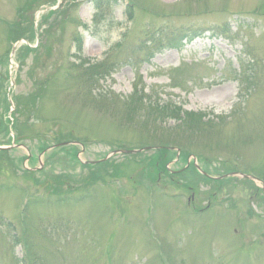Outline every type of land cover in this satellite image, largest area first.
I'll use <instances>...</instances> for the list:
<instances>
[{
  "label": "rangeland",
  "instance_id": "rangeland-1",
  "mask_svg": "<svg viewBox=\"0 0 264 264\" xmlns=\"http://www.w3.org/2000/svg\"><path fill=\"white\" fill-rule=\"evenodd\" d=\"M109 1L0 0V264H264L263 189L193 164L264 180V0Z\"/></svg>",
  "mask_w": 264,
  "mask_h": 264
},
{
  "label": "trees",
  "instance_id": "trees-1",
  "mask_svg": "<svg viewBox=\"0 0 264 264\" xmlns=\"http://www.w3.org/2000/svg\"><path fill=\"white\" fill-rule=\"evenodd\" d=\"M96 1V0H94ZM109 2H112L109 1ZM113 4V3H112ZM97 10H98V6H97ZM186 28V27H185ZM179 32H175V31H171V32H167V31H163V34H160L161 36L159 38L155 37V35H152L151 38H148L147 40H145L142 44L143 45H146L148 43L147 46H149L152 50H155V51H158L160 52V50H164V49H170V48H176L178 46L181 45V43L185 40V39H194L195 37H199L200 35H203L202 32L200 33H196L195 31H192V30H183L182 27L178 28ZM161 33V32H160ZM153 45L155 47H153ZM148 48V47H146ZM154 51V52H155ZM153 52V51H151ZM150 52V53H151ZM149 53V54H150ZM152 56V54H150ZM188 115H191V116H195L196 114L194 113H187ZM166 150L165 149H161L158 151L159 153V157L160 159L158 160V163L165 160L166 159ZM157 153V152H156ZM188 153H185L184 155L187 156ZM157 157V156H156ZM155 157V159H156ZM108 163V161L106 162H102L100 163L99 165H96L92 170V173L91 175H89L87 178L89 179V184L90 186H93L95 185L97 182V179L93 177V175H95V173L97 172V169L103 167L104 165H106ZM114 166L111 167V176L115 177V174L117 173V171H115L114 169H112ZM58 178H61V177H58ZM56 178V179H58ZM63 187H66L64 182H61V180H55V193H58V194H64L66 195V193L63 192ZM69 197L66 196V199H68ZM62 200H65V197H63Z\"/></svg>",
  "mask_w": 264,
  "mask_h": 264
}]
</instances>
